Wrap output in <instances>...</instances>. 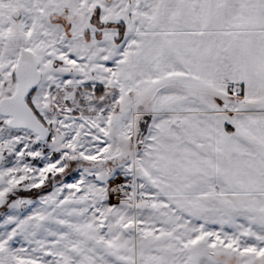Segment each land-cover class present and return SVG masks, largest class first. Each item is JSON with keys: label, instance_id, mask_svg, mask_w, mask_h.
Segmentation results:
<instances>
[{"label": "snow or ice", "instance_id": "6c2138e0", "mask_svg": "<svg viewBox=\"0 0 264 264\" xmlns=\"http://www.w3.org/2000/svg\"><path fill=\"white\" fill-rule=\"evenodd\" d=\"M0 264H264V0H0Z\"/></svg>", "mask_w": 264, "mask_h": 264}]
</instances>
